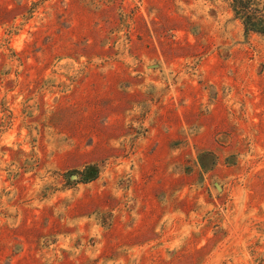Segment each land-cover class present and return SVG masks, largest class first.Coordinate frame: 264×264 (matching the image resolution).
<instances>
[{"label": "rangeland", "instance_id": "rangeland-1", "mask_svg": "<svg viewBox=\"0 0 264 264\" xmlns=\"http://www.w3.org/2000/svg\"><path fill=\"white\" fill-rule=\"evenodd\" d=\"M0 264H264V37L224 0H0Z\"/></svg>", "mask_w": 264, "mask_h": 264}, {"label": "trees", "instance_id": "trees-1", "mask_svg": "<svg viewBox=\"0 0 264 264\" xmlns=\"http://www.w3.org/2000/svg\"><path fill=\"white\" fill-rule=\"evenodd\" d=\"M227 2L234 19L242 25L245 35L264 37V0H224ZM85 182L94 180L98 170L96 167H87Z\"/></svg>", "mask_w": 264, "mask_h": 264}, {"label": "water", "instance_id": "water-1", "mask_svg": "<svg viewBox=\"0 0 264 264\" xmlns=\"http://www.w3.org/2000/svg\"><path fill=\"white\" fill-rule=\"evenodd\" d=\"M74 177H75V176H74ZM74 177H73V178H74Z\"/></svg>", "mask_w": 264, "mask_h": 264}]
</instances>
